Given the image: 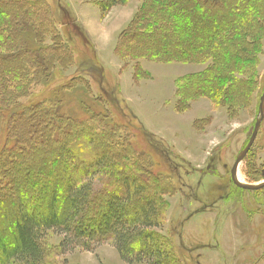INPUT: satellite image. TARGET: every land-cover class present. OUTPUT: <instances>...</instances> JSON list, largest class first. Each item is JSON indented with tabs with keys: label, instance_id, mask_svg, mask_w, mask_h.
Returning a JSON list of instances; mask_svg holds the SVG:
<instances>
[{
	"label": "rangeland",
	"instance_id": "1",
	"mask_svg": "<svg viewBox=\"0 0 264 264\" xmlns=\"http://www.w3.org/2000/svg\"><path fill=\"white\" fill-rule=\"evenodd\" d=\"M43 1L38 3L39 12L31 10L29 21H22L18 13L10 22L18 18V28L23 23L28 26V48L24 50L28 52L38 49L31 26L37 27L36 22L38 25V21L47 18L48 36L41 33V42L53 47L52 39L59 38L56 43L61 51L57 54L66 62L38 69V73L34 58L29 56L32 67L25 64L27 53L20 52L25 44L13 39L14 30L6 32L4 35L11 38L0 48L1 55L19 54L13 67L28 71L33 68L34 73L31 82L19 85L17 93L10 92L9 100L21 107L39 105L33 117L38 124L42 112L51 110L62 117L80 120L81 129L86 125L96 128L95 141L102 153L106 150L117 155L118 150L127 146L146 155L150 169L173 187V192L163 197L161 226L155 232L169 242L180 264H264V188L245 191L230 179L235 159L259 118L264 92V16L259 13L248 23L253 39L247 43L251 47L246 50L245 60L241 61L240 51L234 54L237 61L232 64L234 71L230 75L250 88L244 96L236 97L237 102H232V113L203 97L192 101L189 107L179 108L180 111L177 90L183 79L204 73L209 63L164 64L121 58L116 50L120 34L130 26L143 0H126L104 15L100 0ZM200 2L204 5L210 0ZM230 4V16L245 22L244 2L236 0L235 5ZM217 11L209 8L213 17ZM136 66L141 71L139 78H135ZM77 75L82 79L71 83L72 76ZM0 97L2 102L4 95ZM92 116L99 121H91ZM31 131L43 146L45 127ZM107 133L114 134V148L111 142H101ZM57 135L56 131L51 135L52 143ZM57 137L60 156L72 165L82 163V144H70L73 140L68 141L64 134ZM237 178L243 184L264 182V118L238 167ZM11 198L14 202L20 199L17 194L15 200ZM0 199L4 200V195ZM60 239L49 232L44 241L51 264H126L109 244L92 252L77 248L62 255L57 250Z\"/></svg>",
	"mask_w": 264,
	"mask_h": 264
},
{
	"label": "trees",
	"instance_id": "2",
	"mask_svg": "<svg viewBox=\"0 0 264 264\" xmlns=\"http://www.w3.org/2000/svg\"><path fill=\"white\" fill-rule=\"evenodd\" d=\"M39 1L45 2L0 0V48L11 38L4 34L14 30L13 39L25 44L20 52L27 53L24 56L30 65L28 61L25 64L32 67L31 56L37 72L56 62H66L57 54L61 51L56 43L59 38L52 39L53 47L41 42V33L48 36L47 18L38 25L36 22L37 27L30 23L38 49L28 52L24 51L28 26L21 23L18 28V18L10 22L18 13L22 21H29L31 10L39 12ZM192 1L143 0L130 26L120 34L117 53L121 58L164 64L208 62L204 73L183 79L177 90V107H189L203 97L232 113V102L250 88L230 75L237 61L234 54L240 51L241 61L245 60L246 50L251 47L247 43L253 39L248 23L259 13L264 16V0H242L245 22L230 16V2L235 5L236 0H210L204 5L200 0ZM125 2L100 0L99 7L104 15ZM195 5L201 11L194 9ZM210 7L218 10L214 17ZM18 58L19 54L0 53V94L4 95L0 102V198L5 197L0 199V264H51L44 243L49 232L61 237L57 250L62 255L77 248L92 252L109 244L126 264H180L169 242L155 232L161 226L163 197L173 192L172 185L155 174L146 155L136 150L125 146L117 155L106 150L102 153L95 141L96 128L86 125L81 129L80 120L51 110L42 112L38 124L33 117L39 105L21 107L12 103L10 92L17 93L19 85L28 84L34 76L33 68L28 71L13 67ZM135 75H141L137 66ZM79 79L80 75L72 76L70 81ZM91 121L99 118L92 116ZM40 127L47 131L45 141L41 136L43 146L41 139H34L35 134L30 132ZM55 131L68 141L72 139L70 144H82V163L72 165L60 156L56 149L58 135L53 143L50 141ZM114 139L113 133H107L101 142ZM16 194L20 199L10 201V196L15 200Z\"/></svg>",
	"mask_w": 264,
	"mask_h": 264
},
{
	"label": "water",
	"instance_id": "3",
	"mask_svg": "<svg viewBox=\"0 0 264 264\" xmlns=\"http://www.w3.org/2000/svg\"><path fill=\"white\" fill-rule=\"evenodd\" d=\"M264 118V92L262 93L260 97V102H259V118L256 120L252 134L250 138L248 139L247 144L243 148V150L238 154V156L235 159V162L230 170V179L232 183L239 189L245 190V191H258L264 188V182L260 184H243L241 183L238 178H237V171L240 163L243 161L247 153L249 152L255 138L258 132L259 125L261 121Z\"/></svg>",
	"mask_w": 264,
	"mask_h": 264
}]
</instances>
